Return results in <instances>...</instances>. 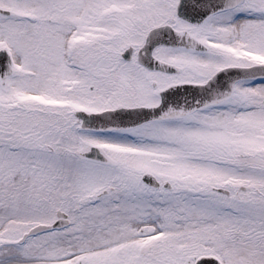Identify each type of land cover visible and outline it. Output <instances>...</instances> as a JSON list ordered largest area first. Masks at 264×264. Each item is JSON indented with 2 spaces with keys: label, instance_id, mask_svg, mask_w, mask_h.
Wrapping results in <instances>:
<instances>
[{
  "label": "snow or ice",
  "instance_id": "6c2138e0",
  "mask_svg": "<svg viewBox=\"0 0 264 264\" xmlns=\"http://www.w3.org/2000/svg\"><path fill=\"white\" fill-rule=\"evenodd\" d=\"M0 264H264V0H0Z\"/></svg>",
  "mask_w": 264,
  "mask_h": 264
}]
</instances>
